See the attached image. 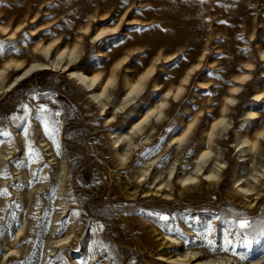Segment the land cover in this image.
<instances>
[{"label":"rangeland","instance_id":"rangeland-1","mask_svg":"<svg viewBox=\"0 0 264 264\" xmlns=\"http://www.w3.org/2000/svg\"><path fill=\"white\" fill-rule=\"evenodd\" d=\"M165 1L0 0L1 26L30 25L13 41L0 34L1 63L10 57L8 50L22 48L27 51L24 56L29 58L28 46L37 41L58 39L64 46L71 47L80 37L84 38L81 67L93 74L108 77L128 59L127 64L119 66L116 85L110 89L113 95L109 114L125 98L124 76L137 82L147 69H154L135 100L137 110L127 114L129 109L123 116L118 113L112 125L106 124L108 115H100L88 92L60 71L35 74L0 99V130L11 133L9 137L27 118L41 116L49 120L54 129V143L56 147L59 145L58 152L68 161L65 193L69 210L57 219L60 209L51 197L55 168L47 171V193L37 195L28 204L24 195H15L13 187L17 183L12 182L9 187L3 185L1 177L4 175H0V264H51V234L56 231L58 237L73 231L70 240L75 238L70 252L55 248V253H59L52 258L59 261L57 264H75L73 257L79 259V264H168L159 259V254L175 252L177 248L170 247L165 234L182 238L187 241V247L201 250L208 257L222 254L236 256L238 264L256 259L264 264V233L261 231L264 229V200L260 201L264 194V173L260 181L252 178L258 174L255 169L264 166V138L261 137L258 150L246 157L247 161L241 157L245 153L237 148L246 134L255 137L264 132V100H254L258 92L264 96V0H180L179 4L187 8L199 6L184 17L181 26L185 28L193 20L196 23L191 22L182 32H174L173 26L167 24V21L172 23L181 10L176 9L173 16L166 18ZM144 4L149 6L142 7ZM105 14L111 18L99 21ZM34 19L39 20L32 23ZM130 19L148 25H132L128 23ZM89 24L90 34L100 28L120 26L117 34L93 46L91 36L83 34ZM46 25L50 28L36 39L30 35L31 28ZM98 52L104 55L98 56ZM191 71L193 74L185 81ZM245 75L250 77L240 82ZM155 82L159 89L154 87ZM237 85L240 90L226 112V122L230 125L223 128L225 122L218 127L206 167H214L218 160L225 164L215 178L217 184L201 183L205 178L201 175L204 170L196 173L195 167L200 160L199 152L206 148L205 131L222 116L227 97ZM180 86L184 90L175 99ZM163 100L169 104L162 116L151 117L140 136L141 140L147 136L143 135L147 131L149 136L153 135L155 144L132 155L130 164L120 169L112 144L114 136L110 132L122 127L126 115H129L126 125L130 126L143 112ZM40 107L47 111L40 114L37 111ZM248 110L256 112V116L246 115ZM188 126L191 132L187 140L171 146L170 139L182 135ZM127 128L125 131L129 132ZM18 156L19 152L8 162L9 167ZM142 159L149 163L157 160L159 165L154 166L153 173L160 170L163 176L172 166H176L177 176L196 173L199 178L194 182L199 186L187 188V193L179 196L182 187L175 183L177 198L172 202L141 198V195L129 201L125 188L136 190L130 183L138 174L136 162ZM176 159L180 162L175 163ZM33 160L31 156L26 165L32 167ZM41 170L39 165L34 179L25 181L23 192L43 184ZM7 175L17 181L11 168ZM250 182L263 191L253 196L255 210L246 213V210L236 209V204L242 200L237 190L239 184ZM196 192L200 194L198 198L190 197V193ZM157 213L169 219L161 220ZM240 218L249 220L251 227L247 230L236 227L233 221ZM23 227L20 239L14 242L17 230ZM245 240L251 243H242ZM12 243L17 244L19 252L8 254Z\"/></svg>","mask_w":264,"mask_h":264},{"label":"bare ground","instance_id":"bare-ground-1","mask_svg":"<svg viewBox=\"0 0 264 264\" xmlns=\"http://www.w3.org/2000/svg\"><path fill=\"white\" fill-rule=\"evenodd\" d=\"M180 0H172V2L166 0L164 2V16L166 18H170L173 16L176 9L181 10L178 13L177 17L173 19V22L170 23L167 21V24H171L173 26L172 29H175L174 32H182L186 30L185 28L191 23L196 21H190L187 23L186 27L183 28L184 17L188 14L194 13L197 7L187 8L179 4ZM149 5L144 4L142 7H148ZM99 21L110 19L111 16L108 14L101 15ZM39 19H34L32 23L37 22ZM98 21V20H95ZM130 24L147 26L146 22H139L130 19L128 21ZM143 23V24H142ZM29 24H25L24 26H18L16 28H9L0 25V34L7 37L8 41H13L18 37V33L24 32ZM119 26L100 28L98 32L94 34H90L91 25L89 24L85 29V35H90V44L96 46L100 44L106 37L110 35L117 34L119 32ZM50 28L49 25L46 26H36L31 28V36L36 39L43 31L48 30ZM171 29V30H172ZM45 39V38H44ZM84 38L80 37L79 41L75 43L73 46L68 47L64 46L62 42L58 39L50 40H40L37 41L33 45H29L28 54L29 58L24 56L27 51L22 50V48L15 50H8L10 53V57L4 61L0 62V99L3 98L8 93L12 92L18 85L31 78L33 75L38 73H43L45 71H60L62 73H66L68 79L74 81L79 87L83 88L86 92H88L89 98H91L92 103L97 105L100 111V115H108L105 119L106 124L112 125L114 123L115 116L120 113L123 116L125 113L131 114L132 112L137 110L135 107L136 99L140 97V93L145 88L147 80L154 73L153 68H149L145 73L142 74L140 80L137 82L131 81L128 75L124 76L123 85L125 86V98L123 102H119L113 108V111L108 113L109 104L112 103L111 97L113 93H111L110 89L114 88L118 79L117 70L121 64H127L128 59H124L121 64L118 65V68L112 72V74L108 77H102L101 74L91 73L90 70L81 67L82 56L84 54L83 41ZM20 54L17 55L16 53ZM98 56H103V53L98 52ZM174 57L170 58L173 60ZM262 58H264V53L262 54ZM250 66V65H249ZM193 74V71L188 73L185 78L187 81L190 75ZM250 75H245L240 78L241 81H245L248 79ZM239 83V82H238ZM249 83V82H248ZM154 87L159 89V84L157 82L154 83ZM183 87H179L178 92L174 94V98L177 99L179 95L183 91ZM240 90V85L234 87L227 97V103L225 104V110L222 116L213 121L208 130H206L204 135V142L206 145L205 149H202L199 152V162L195 167L196 173H203L201 175H205L204 180L202 179L201 183H207L210 185L211 183L217 184L218 182L215 178L218 177V174L221 169V165L225 164L224 161L218 160L215 163L214 167H206L207 159L213 153L212 143L214 141V137L218 134V127L221 124L226 122V112L229 109V105L232 104L235 100L236 93ZM168 93L167 95H169ZM255 101L264 100L263 93L254 94ZM169 102L167 100L161 101L157 106L151 108L147 112H143L139 119L133 120L130 126H127L129 115L123 117V125L122 127L118 126L115 128L117 132L111 131L110 135H113L112 144L115 146L116 153L119 157V168L127 167L131 162L132 155L141 151L146 146L154 145L153 135L149 136L146 131L143 135L147 134V136L143 137L140 140L141 133L145 130V126L149 123L151 117L156 116L158 119L162 116L164 109L168 106ZM246 115L253 118L256 116V112L253 110H248ZM114 120V121H113ZM49 128L50 122L49 120ZM110 125L108 127H110ZM230 125L228 122L224 124L223 128H227ZM151 124L150 127H152ZM129 128L130 131H125L126 128ZM127 128V129H128ZM154 129V127H152ZM25 130H27V135H24ZM191 132V126H188L186 131L180 136H173L170 139L169 144L171 146H175L176 144H180L187 140L189 133ZM260 136V137H259ZM261 137L264 138V132L260 133V135L251 137L249 134L243 136L242 141L237 144V148L241 153H245V155H241L242 158H245L243 161H247L246 157L248 155H252L255 153L260 144ZM138 138L136 141L135 139ZM63 144H61L62 146ZM19 152V156L16 161L11 164L9 167L8 162H11V159L15 157V155ZM33 157L34 160L32 162V167H28L26 164L30 157ZM140 157V156H139ZM251 161V159H250ZM180 162V159H176L175 163ZM41 167V178L43 177V184H39L35 188V190L29 191L26 190L23 192L22 186L26 185L25 181H32L34 179L35 169ZM157 160H152L150 163L142 159L141 162H136L135 169H137L138 174L135 176L134 182L130 183L132 187L136 188V190H127L126 196L129 201H134L139 199V195L141 198H160L164 199L167 202H172L175 197V183L178 187H182L180 189L182 191L181 195L183 196L187 193V188L196 189L199 185L194 182L199 178V175L193 172H188L183 175L177 176V171L175 172L176 166H172L168 173L163 176V172L157 170L154 172V166H158ZM28 167V171L27 168ZM11 170L17 175V181H14L10 178V175H7ZM24 168V169H22ZM55 168L53 181L51 183V197L54 200V203L57 205V208L60 209L57 215V219L65 216V212L67 210V200L65 187L68 180V161L65 156H61L58 152V149L54 143V138H50L48 133L44 127V119L38 118H27L21 128L15 131L12 137H2L0 136V172L4 175L1 177L3 179L2 184L7 185L8 187L12 182H16L17 186L13 187L14 193L16 196L22 197L23 195L26 198V202L28 204L29 201H32L37 195L46 194L48 179H47V171L49 169ZM158 169V168H157ZM152 171V172H151ZM255 172L258 174L253 175V179L256 181L261 180V176L264 173V166H262L259 170L255 169ZM180 174V173H179ZM178 174V175H179ZM168 177V178H167ZM40 178V179H41ZM171 178L177 179V181H170ZM150 180L149 182L147 180ZM147 182L149 186H147ZM240 180L237 183H239ZM54 183V185H53ZM174 183V184H173ZM253 182L248 184H239V190H237L238 195L242 198L241 202L238 201L236 205L238 207L237 210H246V213H252L255 208L253 205V196L261 195L262 187L256 189V187L252 186ZM53 185V187H52ZM6 186V188H7ZM180 187V188H181ZM255 191V192H254ZM254 192V193H253ZM190 197L196 199L200 196L199 192L190 193ZM38 197V196H37ZM227 200V199H226ZM264 200V194L260 197V201ZM229 201V200H227ZM7 203V202H4ZM63 214V215H62ZM25 227L22 229H18L14 242L18 241L24 232ZM73 231L69 232L66 236L58 237V232L51 234V264H57L59 261H56L55 258H52L53 255H58L55 253V248L58 250L66 249V251L70 252V247L74 240H70L72 238ZM166 239L170 242V247L177 248L175 252H164L159 254V259L165 261L168 264H238L236 256H224L222 254L217 255L216 257H208L207 254L201 253V250L190 249L186 245H188L187 241L185 242L182 238L174 237L173 235L165 234ZM69 244V245H66ZM162 247L160 251H162ZM17 244L12 243V246L8 248V254L18 253ZM6 256V255H5ZM75 264H79V259L73 257L72 259ZM259 260H250L247 264H259Z\"/></svg>","mask_w":264,"mask_h":264},{"label":"snow or ice","instance_id":"snow-or-ice-1","mask_svg":"<svg viewBox=\"0 0 264 264\" xmlns=\"http://www.w3.org/2000/svg\"><path fill=\"white\" fill-rule=\"evenodd\" d=\"M23 107L27 108V105H23ZM37 111L40 114H43L47 110L44 107H40ZM57 115H59V113H57ZM37 118L40 119L41 116H38ZM13 119L18 120L20 118L19 117H13ZM54 123H56V122H54ZM44 127H45L46 132L50 136V138H54V136H53L54 129L49 128V124H48L47 119H44ZM55 130H58V129H55ZM0 134L5 135V136H10L11 135V133L3 132L2 130H0ZM24 135H27V130H25ZM57 147H59V145H57ZM0 175H3V174L0 173ZM3 194H5V195L7 194L6 190H5V192ZM156 215L159 217V219L164 220V221H167L169 219V217L166 216V215H160L158 213ZM233 224L236 227H238L239 229H241V230H247V229H249L251 227V222L249 220H247L246 218H240L238 221L234 220ZM100 228L102 229L103 225H100ZM261 231H262V233H264V229H262ZM231 234L232 233H228V235H231ZM242 243L249 244V243H251V241L245 240V241H242ZM209 244H211V241H209ZM228 245H229V247L233 246L231 241H228ZM225 250H227V249H225Z\"/></svg>","mask_w":264,"mask_h":264}]
</instances>
